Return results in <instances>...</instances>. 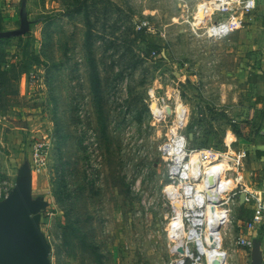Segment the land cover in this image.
<instances>
[{
  "label": "rangeland",
  "instance_id": "1",
  "mask_svg": "<svg viewBox=\"0 0 264 264\" xmlns=\"http://www.w3.org/2000/svg\"><path fill=\"white\" fill-rule=\"evenodd\" d=\"M217 3L28 0L30 33L0 40V185L12 189L30 162L33 196L50 203L41 228L52 264L181 258L171 230L185 197L170 146L186 139L195 183L218 160L231 176L229 147L237 152L250 122L243 86L222 70H237L235 59L217 62L228 37L205 36L221 17ZM20 8L0 0V31L20 27ZM256 213L250 201L231 206L219 234L227 264H252L237 241L264 242Z\"/></svg>",
  "mask_w": 264,
  "mask_h": 264
},
{
  "label": "built area",
  "instance_id": "2",
  "mask_svg": "<svg viewBox=\"0 0 264 264\" xmlns=\"http://www.w3.org/2000/svg\"><path fill=\"white\" fill-rule=\"evenodd\" d=\"M217 1L216 6L220 9L221 17L210 25L205 35L206 39L209 41L213 40V42L227 38L234 30L245 26L243 17H252L257 10L256 0ZM233 6L240 10L242 17L233 13ZM178 114L179 117L177 116ZM186 114V110L181 108L179 113L178 111L175 113V116L180 119L183 116L185 117ZM180 141L181 145H177L175 148L170 146V150L172 148L175 151L177 157L175 161L178 165V170L174 173V181L175 183L177 181L181 182L179 186L180 194L185 197L183 213L180 210V213L174 219L173 225L176 227L172 226L171 230V237L175 241L174 244H176L175 248L178 249L177 244L180 240H182L184 246L179 254L181 258L176 260L175 264H208L209 251L217 255L220 264H223V260L227 264L228 255L221 250L222 239L219 234L221 228L226 223L227 217L230 215L231 206L237 201L241 203V200L245 197V199H250L254 202L257 218H262L264 214V199L262 196L249 191L242 181L241 172L244 168L242 163L244 153L238 152L235 155L234 151L229 147V153L232 155L229 161L236 165V169H234V172L230 176V172L226 167L227 162H225L226 164H222L223 166L215 172L211 190L207 189L205 185L202 187L200 182L195 183V179L192 176L197 175L199 171H193L192 164L197 161L193 160L184 163L186 139L182 138ZM33 160L39 163L41 161L40 154L36 153ZM219 163L221 161L218 160L217 163H212V165ZM10 191L11 189L3 188L0 185V201L4 200ZM209 205L213 207L216 219L212 229H209L211 218ZM208 231L212 232L210 237H208ZM237 246L251 250L255 248V241L240 238L237 241Z\"/></svg>",
  "mask_w": 264,
  "mask_h": 264
},
{
  "label": "crops",
  "instance_id": "3",
  "mask_svg": "<svg viewBox=\"0 0 264 264\" xmlns=\"http://www.w3.org/2000/svg\"><path fill=\"white\" fill-rule=\"evenodd\" d=\"M256 1L255 15L243 17L245 26L237 28L225 39L227 40L226 48L221 47L220 52H217V55L219 54L217 62H221L222 55L225 58L224 61L226 57L236 61L237 70L234 72L227 67H222V70L227 74L235 75L236 82L243 86L244 101L248 105L246 118L250 122L244 123L241 131L243 136L234 135L233 143L238 148L237 152L232 146L230 147L235 155L238 152L244 153L242 158L244 168L241 172L244 185L249 191L264 199V0ZM243 118L241 116V120ZM247 201L248 199L244 197L241 205L249 201L254 204L250 199ZM254 207L256 208L255 204ZM262 218L264 220V214ZM260 242L258 244L259 259L261 264H264V242L263 240ZM255 248L248 249L251 251L252 259Z\"/></svg>",
  "mask_w": 264,
  "mask_h": 264
},
{
  "label": "water",
  "instance_id": "4",
  "mask_svg": "<svg viewBox=\"0 0 264 264\" xmlns=\"http://www.w3.org/2000/svg\"><path fill=\"white\" fill-rule=\"evenodd\" d=\"M27 6L28 0H21L20 27L0 31V40L30 33ZM33 184V170L26 160L18 169L14 187L0 201V264H52L51 245L41 228L42 212L50 203L43 196H33ZM258 249L257 245L253 264H261Z\"/></svg>",
  "mask_w": 264,
  "mask_h": 264
},
{
  "label": "bare ground",
  "instance_id": "5",
  "mask_svg": "<svg viewBox=\"0 0 264 264\" xmlns=\"http://www.w3.org/2000/svg\"><path fill=\"white\" fill-rule=\"evenodd\" d=\"M204 15V14H203ZM202 15V16H203ZM222 164H226L224 161L221 160V163L219 164H209L208 167L206 168V171H205V174H204V177L202 178V187L205 185V187L207 189H211L212 190V186H213V178L215 176V172L218 168L222 167L223 165ZM199 166V163L198 162H193L192 164V167H193V171L196 170V168ZM199 188V186H198ZM172 188H169L168 191H170ZM209 210H210V213H211V218H210V221H209V229H212L213 228V224L215 223L216 219L214 217V213H213V207L211 205H209ZM173 227L175 228L176 226L173 225ZM211 233L210 231H208V237L211 236ZM182 247L184 248L183 246V243H182V240H180L177 244V248L179 250L182 249ZM223 264H226L224 262V260L222 261ZM208 264H220L218 258H217V255L215 253H213L212 251H209L208 253Z\"/></svg>",
  "mask_w": 264,
  "mask_h": 264
}]
</instances>
